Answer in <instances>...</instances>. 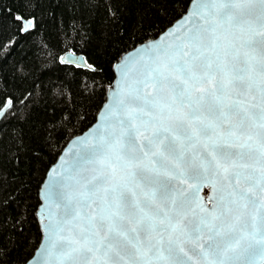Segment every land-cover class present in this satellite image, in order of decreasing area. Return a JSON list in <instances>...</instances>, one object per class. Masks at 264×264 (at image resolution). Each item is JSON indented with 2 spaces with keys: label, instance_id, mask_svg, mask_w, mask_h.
I'll return each mask as SVG.
<instances>
[{
  "label": "snow or ice",
  "instance_id": "snow-or-ice-1",
  "mask_svg": "<svg viewBox=\"0 0 264 264\" xmlns=\"http://www.w3.org/2000/svg\"><path fill=\"white\" fill-rule=\"evenodd\" d=\"M199 9L119 101L118 133L89 157L100 167L79 193L87 215L66 205L45 264H188L189 252L264 264V0ZM204 176L230 191L211 212L190 208L192 219L182 185ZM193 233L203 243L186 251Z\"/></svg>",
  "mask_w": 264,
  "mask_h": 264
},
{
  "label": "trees",
  "instance_id": "trees-1",
  "mask_svg": "<svg viewBox=\"0 0 264 264\" xmlns=\"http://www.w3.org/2000/svg\"><path fill=\"white\" fill-rule=\"evenodd\" d=\"M190 0H0V264L37 247L39 187L67 141L95 120L114 63ZM22 19L30 20L27 30ZM66 51L93 68L64 63Z\"/></svg>",
  "mask_w": 264,
  "mask_h": 264
},
{
  "label": "water",
  "instance_id": "water-1",
  "mask_svg": "<svg viewBox=\"0 0 264 264\" xmlns=\"http://www.w3.org/2000/svg\"><path fill=\"white\" fill-rule=\"evenodd\" d=\"M201 0H190L187 9L157 36L138 43L125 51L114 63V78L107 88L106 98L96 113L95 120L81 133L72 136L64 145L56 160L47 169L39 187L40 203L36 215L39 221L40 241L22 264H45L51 257L46 255L50 241L54 239L52 230L56 229L59 222L65 219L66 205H71L81 213L87 215V210L80 206V191L87 179H90L99 165L89 157L94 146L106 135H116L119 131L118 117L113 112L119 108V101L124 98L129 86L143 78L144 69L149 66L161 52L169 50V46L179 43L177 36H183L185 31L192 27L199 19V5ZM30 20L22 19V28L27 30ZM64 63L92 69L84 56L73 51H66L60 56ZM10 107V101H5L0 106V118ZM147 163V161H145ZM213 182L216 183V192H213ZM189 185H199L196 190L189 189ZM188 194V201L183 210L188 211L192 219L190 208H196L202 203L204 208L211 212L218 204L220 196L227 198L230 189L226 184L220 183L214 177L204 176L200 179H186L182 185ZM198 210V209H197ZM79 222V218L77 219ZM186 251L196 249L203 243L198 233H193L187 239L181 238ZM192 255L188 264H204L198 255ZM256 264H262L260 257H256Z\"/></svg>",
  "mask_w": 264,
  "mask_h": 264
}]
</instances>
